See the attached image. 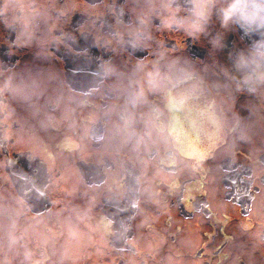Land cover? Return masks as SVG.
Returning <instances> with one entry per match:
<instances>
[{
    "label": "clouds",
    "instance_id": "obj_1",
    "mask_svg": "<svg viewBox=\"0 0 264 264\" xmlns=\"http://www.w3.org/2000/svg\"><path fill=\"white\" fill-rule=\"evenodd\" d=\"M71 11L60 0H0V25L19 45L36 46L37 58L47 62L50 48L73 52L77 37L63 29ZM95 14L98 21L105 15L113 19L96 46L127 53L129 60L121 65L85 50L77 56L82 68L91 69L83 88L72 87L68 75L52 66L17 71L0 62L4 140L14 138L39 155L47 150V138L56 136L61 152L88 151L113 183L131 177L147 196L157 195L160 184L177 187L218 151L235 158L240 144L255 143L264 125V0H111ZM216 22L220 30L213 32ZM237 30L257 38L231 52L225 66L216 53L225 48L226 34ZM155 32L181 33L192 42L206 39L211 62L190 58L183 44L169 45ZM137 52L146 55L133 58ZM241 94L255 100L244 106L246 115L236 108ZM259 151L250 157L254 176L264 171ZM29 213L22 196L0 198L4 264L9 257L20 264H45L49 258L43 221L29 219ZM90 214L91 208L79 213ZM112 224L103 218L98 226L110 231ZM69 235L75 238L76 230Z\"/></svg>",
    "mask_w": 264,
    "mask_h": 264
},
{
    "label": "flooded vegetation",
    "instance_id": "obj_2",
    "mask_svg": "<svg viewBox=\"0 0 264 264\" xmlns=\"http://www.w3.org/2000/svg\"><path fill=\"white\" fill-rule=\"evenodd\" d=\"M123 0H117L122 4ZM71 14L63 29L77 37L73 52L50 48L52 58H37L36 46L19 45L0 25V62L17 71L52 66L63 71L72 87L83 88L88 76L77 57L85 50L91 57L129 60L96 46L113 23L111 15L96 19L111 0H60ZM93 5H100L93 9ZM129 17L125 16V20ZM220 30L216 22L212 31ZM87 34V39L81 37ZM156 39L174 47L181 44L192 59L210 63L206 39L192 42L181 33L155 32ZM237 31L227 33L225 48L216 53L219 63L230 66L229 54L244 48ZM247 47V43H244ZM146 55L137 52L133 58ZM255 103L241 94L236 108ZM0 125V198L22 196L30 206L29 219L38 218L50 238L45 264H264V171L252 174L250 157L257 150L264 161V125L257 129L254 144H240L235 158L218 151L202 170L185 174L177 187L160 184L157 195L139 192L131 177L113 183L105 166L88 151L63 153L56 136L47 138V150L31 154L14 138L4 140ZM8 161H13L9 164ZM91 208L89 218L79 213ZM103 218L112 228L99 227ZM75 229V238L69 235ZM70 251L72 257H67ZM0 253V264H4ZM20 264L19 258H8Z\"/></svg>",
    "mask_w": 264,
    "mask_h": 264
},
{
    "label": "water",
    "instance_id": "obj_3",
    "mask_svg": "<svg viewBox=\"0 0 264 264\" xmlns=\"http://www.w3.org/2000/svg\"><path fill=\"white\" fill-rule=\"evenodd\" d=\"M239 32H240V34L242 35V37L244 38V40L247 42V43H250L251 44V41L253 40V39H256L257 37H248V36H245L243 33H242V31H240L239 30Z\"/></svg>",
    "mask_w": 264,
    "mask_h": 264
},
{
    "label": "rangeland",
    "instance_id": "obj_4",
    "mask_svg": "<svg viewBox=\"0 0 264 264\" xmlns=\"http://www.w3.org/2000/svg\"><path fill=\"white\" fill-rule=\"evenodd\" d=\"M235 40H240V41L243 43L244 48L246 47V46L244 45V41L242 40L241 37L236 38ZM239 49H241V47H239ZM67 257H68V258H71V257H72L70 251L67 252Z\"/></svg>",
    "mask_w": 264,
    "mask_h": 264
}]
</instances>
